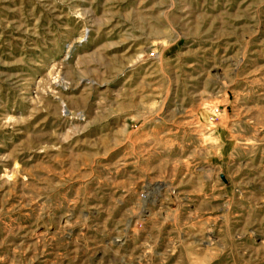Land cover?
<instances>
[{
	"label": "rangeland",
	"instance_id": "obj_1",
	"mask_svg": "<svg viewBox=\"0 0 264 264\" xmlns=\"http://www.w3.org/2000/svg\"><path fill=\"white\" fill-rule=\"evenodd\" d=\"M0 264H264V0H0Z\"/></svg>",
	"mask_w": 264,
	"mask_h": 264
},
{
	"label": "bare ground",
	"instance_id": "obj_2",
	"mask_svg": "<svg viewBox=\"0 0 264 264\" xmlns=\"http://www.w3.org/2000/svg\"><path fill=\"white\" fill-rule=\"evenodd\" d=\"M161 189L162 187H156L154 189L153 188L150 189L145 197L146 202L152 205L156 204L157 200L160 198L159 192L161 191Z\"/></svg>",
	"mask_w": 264,
	"mask_h": 264
}]
</instances>
